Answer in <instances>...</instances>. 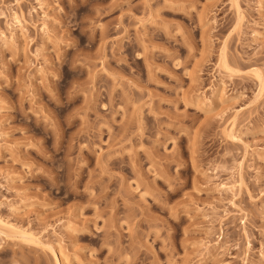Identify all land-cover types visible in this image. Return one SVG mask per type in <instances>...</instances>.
<instances>
[{
	"label": "rangeland",
	"instance_id": "1",
	"mask_svg": "<svg viewBox=\"0 0 264 264\" xmlns=\"http://www.w3.org/2000/svg\"><path fill=\"white\" fill-rule=\"evenodd\" d=\"M58 263L264 264V0H0V264Z\"/></svg>",
	"mask_w": 264,
	"mask_h": 264
},
{
	"label": "bare ground",
	"instance_id": "2",
	"mask_svg": "<svg viewBox=\"0 0 264 264\" xmlns=\"http://www.w3.org/2000/svg\"><path fill=\"white\" fill-rule=\"evenodd\" d=\"M1 223H2V222H1ZM4 225H7V224L4 223ZM7 227L11 228V229L13 230V232L17 233L18 235H20V236H22V237H24V238L35 239V241H37L36 239H38V238L34 237L33 234H31V233H29V232H27V231H25V230H22V229H21V230H20V229H16V228L13 227L12 225H7ZM58 257H59L60 261H62V260H61L62 254H61V255L59 254ZM56 258H57V257H56ZM58 264H60V263H58Z\"/></svg>",
	"mask_w": 264,
	"mask_h": 264
}]
</instances>
